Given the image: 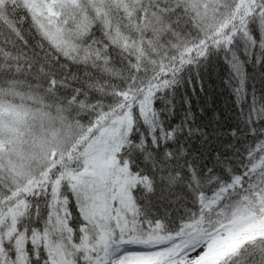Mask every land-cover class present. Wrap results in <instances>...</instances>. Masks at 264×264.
Here are the masks:
<instances>
[{
	"label": "snow or ice",
	"instance_id": "obj_1",
	"mask_svg": "<svg viewBox=\"0 0 264 264\" xmlns=\"http://www.w3.org/2000/svg\"><path fill=\"white\" fill-rule=\"evenodd\" d=\"M253 30L264 0H0V264H264V129L197 165L152 103Z\"/></svg>",
	"mask_w": 264,
	"mask_h": 264
},
{
	"label": "trees",
	"instance_id": "obj_2",
	"mask_svg": "<svg viewBox=\"0 0 264 264\" xmlns=\"http://www.w3.org/2000/svg\"><path fill=\"white\" fill-rule=\"evenodd\" d=\"M253 36L235 37L227 49L210 48L155 94V131L174 152L184 150L181 159L209 166L217 156L232 160L264 129V47L259 32Z\"/></svg>",
	"mask_w": 264,
	"mask_h": 264
}]
</instances>
